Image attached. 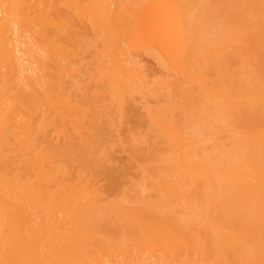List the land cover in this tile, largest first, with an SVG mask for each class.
I'll return each instance as SVG.
<instances>
[{
  "label": "bare ground",
  "instance_id": "obj_1",
  "mask_svg": "<svg viewBox=\"0 0 264 264\" xmlns=\"http://www.w3.org/2000/svg\"><path fill=\"white\" fill-rule=\"evenodd\" d=\"M0 264H264V0H0Z\"/></svg>",
  "mask_w": 264,
  "mask_h": 264
},
{
  "label": "rangeland",
  "instance_id": "obj_2",
  "mask_svg": "<svg viewBox=\"0 0 264 264\" xmlns=\"http://www.w3.org/2000/svg\"><path fill=\"white\" fill-rule=\"evenodd\" d=\"M26 34V33H25ZM27 34H29V33H27ZM28 39H31V38H33V37H30L29 35H25ZM260 55V54H259ZM258 56V55H257ZM258 58V57H257ZM259 58H260V56H259ZM263 58V57H262ZM261 59V58H260ZM259 62H261V60H259ZM152 69H154V70H156V69H158V67L156 66V65H153L152 66Z\"/></svg>",
  "mask_w": 264,
  "mask_h": 264
}]
</instances>
